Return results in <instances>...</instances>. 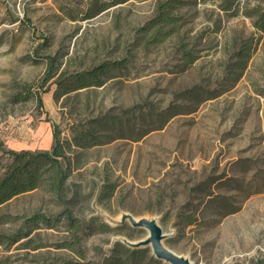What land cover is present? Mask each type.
Returning a JSON list of instances; mask_svg holds the SVG:
<instances>
[{
    "label": "rangeland",
    "instance_id": "obj_1",
    "mask_svg": "<svg viewBox=\"0 0 264 264\" xmlns=\"http://www.w3.org/2000/svg\"><path fill=\"white\" fill-rule=\"evenodd\" d=\"M120 1L0 0V177L11 151L50 149L54 124L63 141L85 129L101 140L72 148L83 163L65 197L0 205V234L37 212L52 223L1 243L0 264H104L118 242L148 237L141 218L192 264H264V32L241 14L264 0L238 14L223 0ZM167 11L176 19L158 20ZM116 62L104 85L55 96L61 73ZM129 247L137 264H170Z\"/></svg>",
    "mask_w": 264,
    "mask_h": 264
},
{
    "label": "trees",
    "instance_id": "obj_2",
    "mask_svg": "<svg viewBox=\"0 0 264 264\" xmlns=\"http://www.w3.org/2000/svg\"><path fill=\"white\" fill-rule=\"evenodd\" d=\"M250 2V0H223L222 9L226 13H229L231 9L235 8L232 14H238L241 11L242 3L249 4ZM166 5V3H162V7H166ZM241 14L251 18L253 26L264 32V5L256 3L249 9L242 10ZM160 16L158 20H162V22H170L176 19L169 11L161 13ZM54 60L55 58H52L50 62L49 78L54 77L57 72L54 67ZM191 60L193 61L194 59L191 58L190 62H192ZM118 64L119 62L112 64L104 63L92 69L72 74L64 80L62 79L64 74L61 73L59 79L55 81L58 85L55 90V96L58 98L72 90L104 85L111 77L110 71L117 68ZM40 103H43L42 99H40ZM53 134L54 143L50 149L11 151L12 161L8 164L3 176L0 177V205L17 195L37 189H46L59 198L65 197L69 189L68 181L74 168H79L83 163L80 154H75L74 156L70 154V152H73L72 148L76 146L88 149L101 144L99 135L88 129L77 131L73 139L63 141L57 126L54 124ZM108 187L102 191V198L104 199L111 198L115 193L114 184H110ZM68 212L69 214L71 213L70 211ZM67 218L73 227L78 228V230L80 229L79 223H76V219L72 214L67 215ZM41 223L52 226V223L45 214L37 212L23 221L22 226L27 228L26 231L21 229L12 235L0 234V244L13 243L28 236L32 230L39 228ZM97 224L100 225L102 230L107 231L112 229L105 223ZM64 246L71 247L69 244H64ZM140 251V249H132L125 243L118 242L116 251L106 259L104 264H137L140 259ZM63 264L83 263L67 260Z\"/></svg>",
    "mask_w": 264,
    "mask_h": 264
},
{
    "label": "water",
    "instance_id": "obj_3",
    "mask_svg": "<svg viewBox=\"0 0 264 264\" xmlns=\"http://www.w3.org/2000/svg\"><path fill=\"white\" fill-rule=\"evenodd\" d=\"M134 226L146 227L149 230V235L146 239L138 243L129 242L127 245L132 247L148 246L151 245L154 256L157 259L163 260L170 264H192L191 261L184 256H181L174 251L170 250L162 243L164 233L162 227L158 225L156 220L141 218L139 221L131 219Z\"/></svg>",
    "mask_w": 264,
    "mask_h": 264
}]
</instances>
